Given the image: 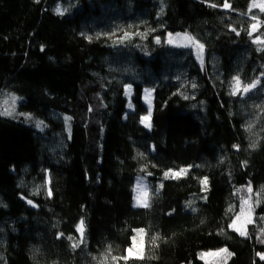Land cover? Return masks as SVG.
<instances>
[{
  "label": "trees",
  "instance_id": "1",
  "mask_svg": "<svg viewBox=\"0 0 264 264\" xmlns=\"http://www.w3.org/2000/svg\"><path fill=\"white\" fill-rule=\"evenodd\" d=\"M228 2L0 0V111L17 97L0 115V264H206L224 248L221 264H264V12ZM185 32L205 68L168 45ZM234 76L259 83L233 96ZM143 175L147 208L134 206ZM249 197L242 236L229 225ZM140 229L143 255L130 257Z\"/></svg>",
  "mask_w": 264,
  "mask_h": 264
},
{
  "label": "snow or ice",
  "instance_id": "2",
  "mask_svg": "<svg viewBox=\"0 0 264 264\" xmlns=\"http://www.w3.org/2000/svg\"><path fill=\"white\" fill-rule=\"evenodd\" d=\"M37 2H39V0H37ZM223 8L225 9H228V10H232L231 9V5L230 3L228 2V0H224V3H223ZM212 7H216V5H212ZM252 9H259L260 12H264V0H252V2L250 3L249 5V9H248V12L251 13L252 12ZM163 10V9H162ZM56 13L58 15H63L64 12L63 10H61L59 7L56 9ZM251 19L254 21L251 25H250V31H249V35L251 36L259 27V21H258V18L256 17V15H252L251 16ZM231 31L233 32H236L237 35H239L240 33L235 29V28H232ZM127 33L125 34V37H127ZM177 36V39L179 40H184V41H188L191 46H194L197 50V58L201 60V64H203V58H202V54H203V50H204V45L199 43L194 37L190 36L189 34L187 33H184V34H176ZM89 39H91L89 37ZM169 43H172L173 40H172V34L170 33L169 34V40H168ZM157 43H159V40H157ZM253 43H257V44H264V38H261V37H256L254 40H253ZM184 46H188L187 44L184 45ZM41 50L43 51V47L41 48ZM259 83L258 80H254L250 83H243L240 79L239 76H234L232 77V81H231V95L235 96V95H238V94H247L249 93L252 89L256 88L257 84ZM193 87H195V85H193ZM126 88V94L128 92L131 91V86L130 85H126L125 86ZM151 92L152 90L151 89H145V93H146V96H145V99H146V102L148 103V112H147V115H143L140 117V120H141V123L144 125V127L146 128H151V122H150V117H151V112H152V106H151V101L148 99V97L151 95ZM12 105L13 107L11 109H4V111H0V115H8V116H11L14 114V105H15V101L17 99V97H12ZM185 99H187V97H185ZM5 103H7V101H5ZM129 107H132L131 104H129ZM20 115H23L25 116L26 118L28 119H31V116L29 114H24V113H21ZM71 118L70 117H65V120H70ZM41 124H43L42 121H37V127H39ZM252 123H249L248 127H247V131L251 132L252 130ZM250 147L252 148H255L256 147V142H253L249 145ZM233 148L236 149V150H239V145H233ZM188 171V169H180L178 172H165V178H169V176L171 175L172 178H176V177H179L180 175L186 173ZM201 184L204 185V190H207V184H208V180L207 178H203L201 180ZM163 185H161L162 187ZM136 191H137V196H136V204L134 206L136 207H143V208H147L149 207V186L147 184H145L142 180L138 181V184H137V188H136ZM247 191L249 193H252V188L251 186H249L247 188ZM49 195H51V192L49 191ZM249 199H251V197H249ZM249 199H246L243 201V203L245 205H248L249 204ZM29 203H31V201H29ZM35 206V205H33ZM187 206L188 207H192V201H189L187 203ZM193 211H196L195 208L192 209ZM243 220V224H240L239 222ZM250 223H253V219H252V208L251 206H249L247 209L245 208H241L240 210V213L235 217V219L232 221V223L229 225V227H231L233 230L239 232L241 235H246V232L244 231V228L247 224H250ZM239 225V226H238ZM76 231L80 233V236L81 238L83 237L84 235V222L83 220L80 221V223L77 225V228H76ZM139 231V234L140 235H143V232L144 230L143 229H140L138 230ZM262 233H264V230H262ZM63 235V234H61ZM69 240H72L73 238L71 236L68 237ZM135 237H133V241L135 242ZM155 239V238H154ZM82 242V240H81ZM262 243H264V240L261 241ZM79 244L76 243L75 241L73 242L72 244V247H78ZM133 251V248H129L128 249V253L131 254ZM226 254L228 256L231 255V253H228V250L226 248L224 249H221L219 252H212V253H206L204 255H208V256H220L221 254ZM259 256V258L261 260H264V253H258L257 254ZM115 259V258H113ZM124 259H127V257H124ZM225 264H226V261H225Z\"/></svg>",
  "mask_w": 264,
  "mask_h": 264
},
{
  "label": "rangeland",
  "instance_id": "3",
  "mask_svg": "<svg viewBox=\"0 0 264 264\" xmlns=\"http://www.w3.org/2000/svg\"><path fill=\"white\" fill-rule=\"evenodd\" d=\"M258 29H259V27H258ZM185 33H187V32H185ZM172 34V40H173V42L172 43H169L168 42V45L170 46V47H172V48H174V49H185V50H190L192 53H193V55L195 56V58H196V60L200 63V65H202L204 68L206 67V48L204 47V50H203V54H202V58H203V64H201V60L200 59H198L197 58V50H196V48L194 47V46H191V44L188 42V41H184V40H179V39H177V36H176V34H178V33H171ZM179 34H184V33H179ZM187 34H189L190 36H192V37H194L192 34H190V33H187ZM195 38V37H194ZM196 39V38H195ZM168 40H169V36H168ZM197 40V39H196ZM198 41V40H197ZM199 42V41H198ZM199 43H201V42H199ZM188 45V46H184V45ZM202 44V43H201ZM132 90H133V88H132V86H131V91L130 92H128L127 93V96H128V98H129V100H130V98H131V94H132ZM145 96H146V93H144V103L146 104V106H147V108H148V103L146 102V99H145ZM10 99V98H9ZM148 99L151 101V106H152V111H153V103H154V92H153V90H152V92H151V95L148 97ZM15 104H16V101H15ZM131 104V103H130ZM6 105V104H5ZM8 106L11 108V107H13V105H12V103H9L8 102ZM15 106V105H14ZM129 109H132V107H129ZM19 114H21L20 112H19ZM30 116H31V118H33L35 121H42L43 122V124H41L38 128H43V126L44 125H46V123L42 120V119H40V118H38V117H36L34 114H29ZM151 115H152V112H151ZM151 117H150V122H151ZM147 129H149V128H147ZM148 176L147 175H143V176H139L137 179H136V183H135V186H134V193H135V196H134V205L136 204V196H137V191H136V188H137V184H138V181H140V180H142L145 184H147V182H148ZM144 180H147V182L146 181H144ZM148 186H149V184H148ZM149 202V201H148ZM249 206H251V208H252V219H253V222H254V205H253V201H252V199H249V204L248 205H245L243 202L241 203V206H240V209H239V213H240V210H241V208L243 207V208H245V209H247ZM238 213V214H239ZM240 224H243V220H241L240 222H239ZM252 223H250V224H247L246 226H245V228H244V231L247 233V228H248V226L249 225H251ZM239 226V225H238ZM232 229V228H231ZM235 231V230H234ZM237 232V231H236ZM237 233H239V232H237ZM138 234V236L136 237V239H135V242H134V246H133V251H132V253L131 254H129L128 253V256H130V257H141L142 255H143V252H144V243H143V237L142 236H144V232H143V235H140L139 234V232L137 233ZM240 234V233H239ZM241 235V234H240ZM242 236H246V235H242ZM220 251V250H219ZM219 251H210V252H206V253H212V252H219ZM206 253H203L202 255H201V257H202V259L205 261V263L206 264H221L222 263V261H223V259H224V255L225 254H221L220 256H208V255H204V254H206Z\"/></svg>",
  "mask_w": 264,
  "mask_h": 264
}]
</instances>
